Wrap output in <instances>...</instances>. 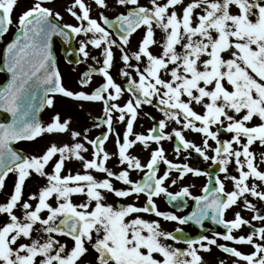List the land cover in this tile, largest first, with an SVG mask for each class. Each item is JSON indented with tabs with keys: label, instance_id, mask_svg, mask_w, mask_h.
Instances as JSON below:
<instances>
[{
	"label": "snow or ice",
	"instance_id": "6c2138e0",
	"mask_svg": "<svg viewBox=\"0 0 264 264\" xmlns=\"http://www.w3.org/2000/svg\"><path fill=\"white\" fill-rule=\"evenodd\" d=\"M29 3L14 20L18 0H0V73L6 77L0 83V112L10 117V122H0V192L14 176L7 201L0 202V264H207L202 253L211 254L213 246L233 258L231 264H264V206L249 199L264 204V150L259 159L251 150L257 142L264 148V0H115L124 11L114 18L106 14L113 6L109 0H72L66 11L76 24L63 22V15L47 6L52 0ZM93 5L104 11L93 16ZM13 25L15 32L5 40ZM136 34L140 39L133 50ZM54 37L67 46L66 59L76 55V63L91 59L99 65H89L78 81L87 87L94 75L103 77L91 93L64 86ZM90 47L100 56L92 55ZM116 51L123 84L112 74ZM57 96L101 102L104 116L96 126L106 130L89 138L70 129L71 120L61 121L59 113L45 124L40 114L55 106ZM145 105L163 118L152 117L146 134L135 133ZM114 119L126 125L123 137ZM169 122L179 127L168 131ZM186 131L199 134L201 143L189 140ZM45 134H67L73 142H51L40 154L15 147ZM112 136L123 166L119 172L107 166L113 158L106 150ZM164 141H174L176 160L182 155L189 160L195 153L218 173L174 162ZM86 145L91 158L85 155ZM137 145L151 149L146 163L131 154ZM71 162H79L83 173L65 174ZM133 172L142 176L133 179ZM200 177L206 182L199 194L192 191L195 184L183 183ZM29 181L39 185L37 191L28 187ZM177 185V191L170 190ZM75 196L84 199L76 203ZM110 196L135 202L114 204L108 202ZM158 198L175 210H161ZM188 201L191 211L178 215ZM234 208L241 210L226 218ZM245 210L250 218L241 214ZM142 214L177 226L168 230L161 219ZM206 222L213 225L210 235ZM189 224L198 229L196 236L181 227ZM244 227L247 234H234ZM219 240L253 251L244 253Z\"/></svg>",
	"mask_w": 264,
	"mask_h": 264
},
{
	"label": "flooded vegetation",
	"instance_id": "af4514ba",
	"mask_svg": "<svg viewBox=\"0 0 264 264\" xmlns=\"http://www.w3.org/2000/svg\"><path fill=\"white\" fill-rule=\"evenodd\" d=\"M66 1L67 0H55L47 6L53 8V10L55 11L54 7L57 5H61L60 3H63V5L65 7H63V5H62L61 11L66 12V6H67ZM142 32H143V29L140 30V33H142ZM10 35H11V33L6 35L5 40L9 39ZM160 36H161V33L159 32V30H157V39H159ZM139 39H140L139 34L134 35V37L132 38L131 47L133 50L136 49L137 42ZM2 47L3 46L0 45V48H2ZM76 47L78 48V43L76 44ZM54 49H55V54H56L57 61H58V67H59L60 72L63 76L64 85H66L65 80L67 78L68 73H70V75L73 76V77H71L73 79L76 75V72H79L78 73V79L80 80L82 73L84 71L89 70V65L99 67V65H96L94 63V61H92L91 59H89L87 62L80 63L78 66L67 65V63L65 62V60L61 54V47H60L58 42H55ZM90 51H91L92 55L97 56V57L100 56L99 50L91 49V47H90ZM153 51L155 54H159L160 49L158 47H154ZM119 56H120V53L118 51H116V60H115L114 68L112 69V74L116 78L118 83L123 84L124 78L120 77L118 75L119 69L121 67H123L122 62L119 59ZM100 58L102 59V57H100ZM133 63H135V62L133 61ZM133 75H135V73H133ZM102 82H103V77H101L99 75H94L92 77L91 84H89L87 87H82L80 85V91L83 90L85 92L91 93ZM90 86H93V87H92V89L88 90V88ZM69 90L74 91L73 88H71ZM74 92H77V90ZM126 99H127V96L122 98L120 103H123ZM73 103L83 106L84 109L78 108L75 111L69 110L68 109L69 104H73ZM69 112L71 113L69 115V117L74 119L73 121H71V124H70V129H72V130L74 128L76 131H81L82 134H85V132L88 131L89 132L88 133L89 138H95L96 136L100 135L102 132H104L106 130V126H101V127L96 126L97 124H99L100 118H102L104 116L103 104L101 102L77 101V100H74L72 98H65L62 96L56 97V104L54 107L45 109V111L42 114V121L45 124L51 122V117L55 113H59L60 117H61V121H63L64 119L68 118ZM148 114H150V115H148ZM152 117H155L156 120L163 118L162 114L156 108L145 105L143 107V109L140 111L138 119L134 125V132L146 134L147 130L150 127H152V125L154 123ZM255 122H258V121H255ZM114 127L116 128V131L118 133H120L121 137H123V134L125 133V130H126V125L118 123L114 119ZM173 127H179V126L175 125L173 122H169L168 131H171V129ZM185 135L189 140H192V141L196 142L197 144L201 143L202 138L199 134L193 133L190 131H186ZM230 135L231 134H227L226 136H224L222 138H228V136H230ZM39 140H40V138H37V140L33 141V142H20L16 145V147L25 153L40 154L44 150L45 146L48 145L49 142H51V141H50V138H47V135L44 137V140L42 141V143H40ZM55 141H56L55 143H57L58 145L65 143V142H69V143L73 142L71 140V137L67 134H59L58 138H56ZM162 143L166 149V154H167L168 158L171 160H174V162L189 163L191 166H194V167L198 166L201 169L210 170L213 172L214 175L218 173V168L211 166L210 161H203V159L195 153H193L192 158L189 160H184L183 155L179 158V160H176V157H175V154L173 151L174 141H164ZM210 143H213V146H214V142L210 141ZM86 146L89 147V153H86L85 155L87 158H91V146H88V145H86ZM155 147H156V145L152 144L151 148L154 149ZM106 150H108L110 153L113 154V158L108 162L107 166L112 168L113 171L119 172L123 166L118 164L117 158L115 156V153L117 151L116 144H115V136H112L109 138V140L106 144ZM251 150H253L257 153V158L259 159V152L264 150V148H261L257 142L256 144H254L252 146ZM130 151H131L132 155L138 156L142 160V162L146 163L148 158H149V152L151 151V149H149L148 151H145L142 149V147L140 145H137L134 149H132ZM209 154L211 155V153H209ZM229 167H230V172L232 174H236L234 166L230 165ZM260 167H261V170H264V164H261ZM68 170H71L73 172V174H75L77 171H80L81 173H83V169H82L79 162L68 163L66 166V169H65V174L67 173ZM164 170H165V166L161 165V173ZM93 175H95L98 179L104 178V174H102V173H97V172L93 171ZM220 175H221V178L223 179L224 174L221 173ZM141 176H142V173H138V172L132 173L133 179H139ZM13 181H14V176L12 174H10L9 178L6 180L5 190L3 192H0V202H6L7 201L8 196L11 193L12 188H13ZM205 182H206V178L200 177V178H190V179L186 178V180L183 183L195 184V187L192 189V191L196 194H199V190ZM43 183H44V180H43V178H41L39 181V185H42ZM113 183L118 188L123 187V185L118 181H113ZM39 185L36 183H33L32 181L28 182V187L32 191H37ZM226 187L229 190L232 189L231 181L226 182ZM178 188H179V185H177L176 187L170 188V190L171 191H177ZM27 194L28 193L26 192L25 196H27ZM83 199L84 198L80 197V196L73 197V200L76 203L81 202ZM249 199L252 200V202L257 203L258 207L264 206V204H261L260 202L256 201L255 198L249 197ZM108 202L116 204V203H131V202H135V201L133 198H128L127 200L120 201V200H118V198H115L114 196H110ZM144 202H145V198L143 196H141L138 203L142 205ZM157 202H158V205H159L161 210H175L167 204V202L164 198H158ZM33 203H35V202H33ZM188 204H189V207L184 212H178L177 214L178 215H184L186 212L191 211L192 202L188 201ZM240 210H241L240 208H234L232 210H229V212L226 214V218L232 219L234 211H240ZM241 214L245 218H250L252 215L251 212H248L246 210L242 211ZM142 215H143V218L148 219V220L161 219V218H157V217H154V216H151L148 214H142ZM161 223L168 230H172L177 226L175 223L164 222L162 219H161ZM255 223H257V226H259V222H255ZM181 227H184L185 232L191 233L193 236H196L198 234V229L191 224L186 225V226H181ZM212 227H213V225L210 222H206V229L208 230L206 234H209V235L211 234ZM217 230L221 231V232L224 231V229H222L219 226H217ZM248 232H249V229L247 227H244L239 232H236L234 234L235 235H242V234H247ZM61 240H62V242H64L65 238H61ZM67 243H68L69 247L72 246V242L70 240H67ZM218 243H222V244L227 243L229 246L237 247L239 250H241L244 253H251L253 251L252 247L248 246V245H235L232 242H225L223 240H219ZM178 246L185 247V245H182V244L178 245ZM202 255L204 256L207 264H218L219 260H221V259H223L225 261V264H231V261L233 259V258L229 257L227 254L221 252L219 249L215 248V246H213V251L211 254L202 253ZM242 264H243V262H242Z\"/></svg>",
	"mask_w": 264,
	"mask_h": 264
},
{
	"label": "rangeland",
	"instance_id": "374dc122",
	"mask_svg": "<svg viewBox=\"0 0 264 264\" xmlns=\"http://www.w3.org/2000/svg\"><path fill=\"white\" fill-rule=\"evenodd\" d=\"M87 2H88L89 4H92V0H87ZM109 2H110V4L113 5V6L110 7L108 10H106V14L109 15V17H113V16H115L116 14H118L119 12L124 11V9L119 8L118 6L115 5V0H109ZM142 2H145V3H146L147 0H142ZM66 3H67V6H66V7H68V6H70V4L72 3V0H67ZM60 4H61V5H57V6H55L54 9H55V11H59V12L63 15V17H64V21H63V22L76 24L77 22L75 21V19H74L73 17H71L70 14L67 13V11H66V12L61 11V6L63 5V3H60ZM28 7H30L29 0H18V5H17V8H16V11H15L14 14H13V18H14V20H15L16 16H18V15L20 14L21 11L26 10ZM63 7H65V6L63 5ZM93 8H94V10H93V16H96L97 13H98L99 11H104V10H101V9L96 8L94 5H93ZM15 30H16V29H15V25H13V27L11 28V32H10V33H14ZM68 69H69V68H68ZM71 71H72V70H71ZM78 73H79V72H76V75H75V77H74L73 79L71 78V77H73V76H71L70 73H68L67 78H66V80H65V83H66V87H67V88H69V89L73 88L74 91H76V90H77V91H80V84H79V82H78ZM72 74H73V73H72ZM4 80H5L4 75H3L2 73H0V83H3ZM92 87H93V86H90V87L88 88V90H89V89H92ZM78 108H79V109H84L83 106L78 105V104H75V103H73V104H69V106H68V109H69V110H72V111H75V110H77ZM196 110H197V111H202V109L199 108L198 106L196 107ZM70 114H71V113L69 112V114H68V118H69L71 121H73L74 119H72V118L69 117ZM66 115H67V114H66ZM73 130H75V129L73 128ZM88 133H89L88 131L85 132V134H87V135H88ZM46 135H47V138H50V141H51V142H56L55 139L58 138V135H59V134H45V136H46ZM45 136H44V137H45ZM44 137H43V138H40V140H39L40 143H42V141L44 140ZM51 142H49V143H51Z\"/></svg>",
	"mask_w": 264,
	"mask_h": 264
},
{
	"label": "water",
	"instance_id": "95a60500",
	"mask_svg": "<svg viewBox=\"0 0 264 264\" xmlns=\"http://www.w3.org/2000/svg\"><path fill=\"white\" fill-rule=\"evenodd\" d=\"M73 47H74V45H73ZM66 49H67V46L64 45L63 46V52H64V54H65ZM68 59L72 60V63H74V62L76 63V60L74 59V57H69ZM1 118H4L5 119L4 122H10V117L7 114L3 113V112H0V122H2L1 121Z\"/></svg>",
	"mask_w": 264,
	"mask_h": 264
}]
</instances>
